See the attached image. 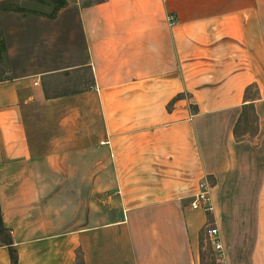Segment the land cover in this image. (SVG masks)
Returning <instances> with one entry per match:
<instances>
[{
  "label": "crops",
  "instance_id": "obj_1",
  "mask_svg": "<svg viewBox=\"0 0 264 264\" xmlns=\"http://www.w3.org/2000/svg\"><path fill=\"white\" fill-rule=\"evenodd\" d=\"M78 23V92L51 94L58 69L0 82L19 264H204L209 227L216 264H264V0H91ZM206 180L211 213L191 207Z\"/></svg>",
  "mask_w": 264,
  "mask_h": 264
},
{
  "label": "rangeland",
  "instance_id": "obj_2",
  "mask_svg": "<svg viewBox=\"0 0 264 264\" xmlns=\"http://www.w3.org/2000/svg\"><path fill=\"white\" fill-rule=\"evenodd\" d=\"M83 1L91 0H68L65 11L60 14L62 8L56 15L54 6L41 0H17L14 6L19 10L15 11L0 9V34L7 46L0 79L7 81L34 71L58 69L61 72L53 81L51 94L78 92L89 75L87 71L80 74L70 67L78 56H85L78 23V9ZM256 123L255 112L249 109L241 125L242 132H255ZM209 229L204 234V264H216Z\"/></svg>",
  "mask_w": 264,
  "mask_h": 264
},
{
  "label": "trees",
  "instance_id": "obj_3",
  "mask_svg": "<svg viewBox=\"0 0 264 264\" xmlns=\"http://www.w3.org/2000/svg\"><path fill=\"white\" fill-rule=\"evenodd\" d=\"M16 1L17 0L1 1L0 9L5 10V11L19 10V8L14 6V3ZM41 1L46 4H51L54 6V9H53L54 15H56L59 10H61L68 4V0H41ZM6 54H7V46L0 34V70L3 67ZM1 81L3 80L0 79V82ZM0 236H1L2 243L10 246L12 264H19L18 251H17V248L14 246L12 231L8 229L4 224L1 205H0ZM80 264H83V262L81 261Z\"/></svg>",
  "mask_w": 264,
  "mask_h": 264
},
{
  "label": "built area",
  "instance_id": "obj_4",
  "mask_svg": "<svg viewBox=\"0 0 264 264\" xmlns=\"http://www.w3.org/2000/svg\"><path fill=\"white\" fill-rule=\"evenodd\" d=\"M169 20L171 25L178 23L175 15H171ZM191 207L208 213L214 211L212 185L208 180L200 184V190L193 196ZM211 241L218 252V260L223 261L224 245L220 239V231L217 227L211 229Z\"/></svg>",
  "mask_w": 264,
  "mask_h": 264
}]
</instances>
